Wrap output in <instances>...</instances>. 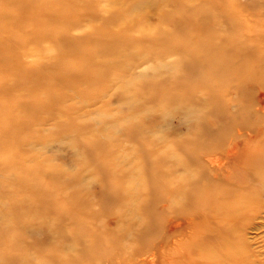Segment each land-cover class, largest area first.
<instances>
[{"label":"rangeland","instance_id":"1","mask_svg":"<svg viewBox=\"0 0 264 264\" xmlns=\"http://www.w3.org/2000/svg\"><path fill=\"white\" fill-rule=\"evenodd\" d=\"M259 154L264 0H0V264H171L173 244L151 254L155 187L164 204L172 162L198 177L217 156L234 202H258L243 263L218 264H264Z\"/></svg>","mask_w":264,"mask_h":264},{"label":"bare ground","instance_id":"2","mask_svg":"<svg viewBox=\"0 0 264 264\" xmlns=\"http://www.w3.org/2000/svg\"><path fill=\"white\" fill-rule=\"evenodd\" d=\"M181 147L187 152L193 151L197 148V146L191 142L182 143ZM230 153H233V150ZM187 159L190 162H195L193 158ZM188 160L184 162L174 161L171 163L168 176H174L177 172H181L183 175L170 179L166 184L167 200L164 204H161L162 202L159 200L158 190L155 187L154 194L156 195L153 197L154 201H152L154 202L153 217L156 218L154 233L157 232L158 235L161 233L162 220L166 221L168 231L166 229V231L160 235L159 239H154V242L150 247L154 252L151 254L157 256L161 247L163 249L166 244H169V247L173 244L172 248L168 251L169 257H166L167 261L169 259L171 264H192L187 256L198 246L201 251L207 249V253L205 252V254L207 255L206 259L209 262H206V264H218L219 257H221L219 253L228 259L243 263V256L246 249L240 247L239 243H241V239L236 235V231L246 224L243 217H246L249 212L252 213V207L258 205V202L247 201L246 203L243 202L241 205L234 202L235 199L233 198L237 194L235 191L238 190L237 186H240L243 189V191H240L242 198H247L248 196L245 193L246 187H243L244 181L240 182L241 186L239 185V182V184H236L232 180H227V174L221 171L223 167L222 160L218 156L211 157L210 159V164L213 166H216V163L219 162L217 164V170L199 172L198 177L187 176L188 171L193 166V163H190ZM247 165L248 168L252 169L256 174H260L262 183L264 184V155L259 154L252 157L250 161H247ZM226 171H228V169ZM228 173H231V175L233 174L230 170ZM235 175L236 173L233 176ZM209 179H213L214 181L208 182L205 185ZM157 186L159 187L161 184ZM217 188H223V193H215ZM112 198V195L108 196L109 201L112 200ZM162 206H167L165 217L163 216L164 219L158 218L157 210H159V208L162 209ZM218 220H225V224H223L222 227L216 226ZM204 225H210L209 231L214 234L217 233L214 235L215 243L213 244V247H207L204 243ZM146 231L149 232V230ZM179 232L183 235L182 240L178 238ZM235 239H238V242H235ZM181 241V248L175 250L174 245L180 244ZM183 241H190L192 244L190 246H184ZM228 241H231V243H228ZM241 245L243 244L241 243ZM217 253L219 255H217L218 257L215 256ZM143 254H147V252H142L140 255Z\"/></svg>","mask_w":264,"mask_h":264}]
</instances>
